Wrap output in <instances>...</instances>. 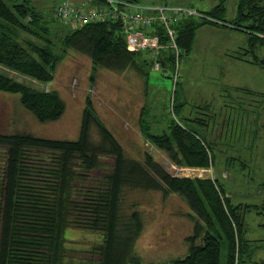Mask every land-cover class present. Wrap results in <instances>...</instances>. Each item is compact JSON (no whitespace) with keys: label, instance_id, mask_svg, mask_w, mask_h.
Listing matches in <instances>:
<instances>
[{"label":"trees","instance_id":"trees-1","mask_svg":"<svg viewBox=\"0 0 264 264\" xmlns=\"http://www.w3.org/2000/svg\"><path fill=\"white\" fill-rule=\"evenodd\" d=\"M87 1L98 8L107 5L106 0ZM122 1L140 5L134 0ZM261 1L240 0L237 21L231 23L235 29L256 34L257 43L264 42ZM225 13L224 4H220L210 12H202L203 17H189L177 23L179 57L163 51L152 59L154 68L159 59L167 72L169 68L175 71L182 53L191 51L200 26L228 27ZM42 17L29 1L9 5L0 0V66L47 87H31L0 73V91L19 94L21 104L31 115L41 123H51L60 120L66 111L59 90L50 86L55 84V71L63 54L54 51L50 27L41 22ZM243 20L252 22L243 27ZM70 31L62 40L64 46L90 58L94 67L117 73L135 69L148 81L145 64L139 57L142 51L128 49L121 22L91 21ZM249 62L264 65L257 56ZM92 105L87 98L77 140L0 132V148L7 149L0 185V264H68L67 260L73 261L69 252L79 250L66 246L65 232L70 228L102 234L103 243L95 249L100 256L86 260L90 264H221L223 253L226 264H239L249 248L246 214L259 207L234 205L217 178L176 177L149 153L142 160L131 156L96 116ZM183 107L184 103L174 102L173 110L177 114ZM144 113L142 134L173 166L209 169L214 165L213 142L194 126H207L205 120H172L167 129L152 133L150 125L143 124ZM105 160L113 162L105 179L96 186L87 185L85 173L104 169ZM160 190L177 194L186 202L194 226L186 238L188 252L183 257L162 263L144 262L136 244L145 221L136 203L127 208L126 196L130 192Z\"/></svg>","mask_w":264,"mask_h":264},{"label":"rangeland","instance_id":"rangeland-1","mask_svg":"<svg viewBox=\"0 0 264 264\" xmlns=\"http://www.w3.org/2000/svg\"><path fill=\"white\" fill-rule=\"evenodd\" d=\"M4 1L9 5L29 1L42 14L41 22L50 27L49 38L55 45L54 51L63 54L55 71L54 83L65 101L66 111L56 122L41 123L24 108L19 94L0 91V132L77 140L83 107L90 98L96 116L131 156L142 160L144 154L149 153L176 177L217 178L234 205L258 206L246 214L249 248L239 264H264V65L249 62L254 56L264 60V42L257 43L256 34L243 28L235 29L231 24L237 21L240 0H134L140 5L179 6L200 13L224 4V20L228 27L206 24L196 30L191 51L187 54L181 52L177 82L171 68L167 74L154 68L152 52L139 54L149 79L143 124L150 125V132L160 133L172 120L184 121L183 117H188L186 113L192 119L205 120L207 126L197 123L194 126L213 142L214 165L209 169L173 166L167 156L147 140L140 127L134 125L133 111L139 99L135 96L134 84L128 81L132 80L136 70L131 69L133 75L130 72L120 76L103 67H94L87 56L64 46V37L70 30L81 26L76 18L68 21L69 24L58 19L55 8L61 0ZM68 1L75 8V15L97 8L87 0ZM260 5L264 6V0ZM251 22L243 20L240 25L248 27ZM168 54H171L170 50ZM0 73L28 86L47 89L46 85L1 66ZM174 102L184 103L182 113L174 112ZM93 133L96 136L97 131ZM6 162L7 149L0 148V185ZM103 163L106 165L104 169L85 173L87 185L96 186L102 178L105 179L113 162L105 160ZM126 201L128 209L131 203L138 205L145 221V229L136 244L144 262H168L188 252L186 238L192 233L194 220L179 195L163 190L130 192ZM65 239L68 248L79 249L69 252L73 261L67 260L68 264H90L86 260L99 258L95 249L98 250L103 243L100 232L70 228L65 232ZM226 261L223 253L221 264Z\"/></svg>","mask_w":264,"mask_h":264},{"label":"built area","instance_id":"built-area-1","mask_svg":"<svg viewBox=\"0 0 264 264\" xmlns=\"http://www.w3.org/2000/svg\"><path fill=\"white\" fill-rule=\"evenodd\" d=\"M107 5L102 8L87 9L83 14L75 15L77 12L68 0L61 1L57 7V15L64 21H75L78 19L79 26L91 21H102L110 19L122 23L127 47L131 51L152 52L155 57L161 53L171 52L179 57L180 48L177 43V30L175 25L180 21L194 16L203 17L198 11L179 6H148L134 4L122 0H106ZM147 31V32H146ZM163 32V33H162ZM162 33V34H160ZM165 38L164 44L162 43ZM155 69H164L161 60L156 59ZM179 73L175 69V82ZM170 75V74H169Z\"/></svg>","mask_w":264,"mask_h":264},{"label":"crops","instance_id":"crops-1","mask_svg":"<svg viewBox=\"0 0 264 264\" xmlns=\"http://www.w3.org/2000/svg\"><path fill=\"white\" fill-rule=\"evenodd\" d=\"M91 64L93 65L92 61H91ZM130 72L133 75V72H132L131 69H129L127 71H124L122 73H119V75L120 76L121 75H125L126 73H129L130 74ZM115 73L117 74V72H115ZM131 78H132V80L131 81H128V82L130 84H131V82H132V84H134L133 85V86H135L134 93L136 94L135 96H138V99H139V103L135 106V108H136V109H134L135 111H133V114L135 116L134 125H138L140 127V123L142 122V115L144 113L143 111L146 108L145 103H146L147 95H148V91H149V79H148V81L145 80V78L138 71H136V74L134 73V77L131 76ZM122 84H124V82H122L121 85ZM50 86H51V88H53L55 86V84L54 85H50ZM83 109H84V107H83ZM180 110H181L180 113H182L183 110H184V108H181ZM131 114L132 113H130V115ZM186 115H188V117L187 116H184L183 118H186V117L187 118H191L189 114L186 113Z\"/></svg>","mask_w":264,"mask_h":264}]
</instances>
